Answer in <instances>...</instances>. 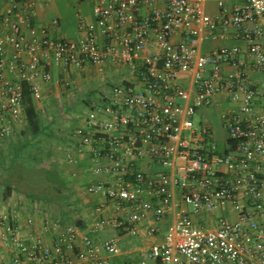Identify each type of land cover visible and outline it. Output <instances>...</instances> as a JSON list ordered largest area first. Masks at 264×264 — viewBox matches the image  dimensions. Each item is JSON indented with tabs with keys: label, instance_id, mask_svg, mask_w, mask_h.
Returning <instances> with one entry per match:
<instances>
[{
	"label": "built area",
	"instance_id": "obj_1",
	"mask_svg": "<svg viewBox=\"0 0 264 264\" xmlns=\"http://www.w3.org/2000/svg\"><path fill=\"white\" fill-rule=\"evenodd\" d=\"M40 1L0 0V140L22 134L25 90L41 99L53 70L126 67L130 78L89 109L79 132L100 174L87 191L124 214L91 228L136 236L149 224L157 235L170 217L163 239L132 264H264L263 91L249 79L264 73V0H239L232 10L224 0H104L94 19L80 18L75 39L52 34L59 17L38 21ZM209 2L219 14L207 12ZM207 38L237 43L206 53ZM223 99L234 144L220 151L206 121L194 117ZM19 216L13 207L0 217V242L18 250L0 264H110L106 255L123 253L114 238L98 245L58 221H50L52 245L25 242L13 223Z\"/></svg>",
	"mask_w": 264,
	"mask_h": 264
},
{
	"label": "crops",
	"instance_id": "obj_2",
	"mask_svg": "<svg viewBox=\"0 0 264 264\" xmlns=\"http://www.w3.org/2000/svg\"><path fill=\"white\" fill-rule=\"evenodd\" d=\"M94 1L98 3L103 2L104 0ZM224 2L228 9L232 10V8L239 2V0H224ZM206 10L208 13L216 15L219 14L220 7L216 2H209L206 4ZM56 17H59L60 25L58 29L52 28V34L56 36H62L67 39H75L76 36H68L64 34L62 29L60 30L62 19L58 14L56 0H41L38 5V21L42 24H49L51 20ZM88 19H94V15L92 18L90 17ZM100 39L102 40L101 37ZM176 40H178V38H176ZM205 41H213L215 43L213 45H204ZM236 43L237 41L234 39L216 40L207 38L202 41V50L207 53L223 46H233ZM104 67H109V69L115 67L116 71L118 72H121L123 70V68L119 69L118 66H115L113 64H86L80 69H73L68 73H62L61 71L55 69L52 71L51 79L46 84L43 93L45 92L46 95L50 93V98L59 97V99L63 98L66 101L69 100L68 102L80 100L86 104L88 109L94 108L96 104H99L95 103V87H93L92 85V83L95 84V70L102 72ZM251 75L252 73H250L249 76L250 81L258 82L257 80H253L252 78H250ZM128 78L130 77H126L124 79ZM61 87L64 92L65 89L67 90L65 92V95L59 93V89H61ZM111 87L110 89L106 90V92L104 91L102 93V100L100 99L101 102L104 100V95L111 90ZM35 101L37 100L35 99ZM221 101L222 103L220 105L215 106H227V102L225 99ZM257 102L259 109L264 110V96ZM76 125V130L73 132L70 138L64 140V137H61L60 133V137L59 139H57V145L54 146L57 151L62 153V156H60L58 161L60 162L59 165L61 167L62 173L68 180V185L63 196L66 199H75V202L70 203V207L68 209H65L68 211L63 212L67 213V218L63 220L64 222H61V224L63 226L76 225L82 233L90 232V235L93 237V239H95L98 245H100V243L106 238H114L118 241L119 244L120 242L124 243V246H122L123 253L118 256L106 255L101 249V254L107 256L110 264H132L134 262H138L142 258L144 250L149 246L151 242L160 241L163 239L164 234L171 222V218L168 217L164 221L158 223L160 232L157 235H150L148 233V229L150 227L149 224L144 225L140 233L136 236H131L126 233L122 234L110 227L103 228L102 230H93L91 227L93 223H95L99 218H113L116 216L123 217L124 214L123 210H115L112 203L108 201L105 196L99 193H89L87 191L88 186L91 183L95 182V180L100 177V174L95 171L96 164L92 158V151L90 150V147L81 144L79 132L86 126L85 118H83L82 120H77ZM23 130L21 132L22 134H18L15 138L4 141L0 140V145L4 144L11 149L10 145L12 144V141L21 138V136L23 135ZM2 152L3 151H1V153ZM1 153L0 165L3 162ZM69 157L73 158L75 161L70 162ZM0 173H2V168H0ZM0 180L2 182L1 178ZM16 192L20 193L17 190H12L11 194L6 197V189L3 193H1L0 191V217L2 216V213L10 212L11 208L13 207L19 209V219L13 220V223L18 227L20 235L25 240V242H30L32 239H37L42 241L44 245H52V240L54 237H57V235L55 231L48 229L43 222L41 223V219L39 216H41V212L44 210H39L37 204L38 201L41 200H35L34 202H32L34 206L29 202L27 209L23 210V206H19L17 204V200H15ZM103 204L105 205V207L99 209V207ZM78 220H81L79 225H77ZM4 232V227L0 226V234ZM16 250L17 249H15L12 245L0 242V258L5 262H8L15 255V253H18V250L17 252ZM69 253L72 257L76 256L75 249L70 250Z\"/></svg>",
	"mask_w": 264,
	"mask_h": 264
},
{
	"label": "rangeland",
	"instance_id": "obj_3",
	"mask_svg": "<svg viewBox=\"0 0 264 264\" xmlns=\"http://www.w3.org/2000/svg\"><path fill=\"white\" fill-rule=\"evenodd\" d=\"M96 4L97 3L94 0H87L82 2L77 0H56L58 14L62 19L60 30L62 29L64 34L68 36H77L80 18H92L94 15V7L96 6ZM214 43L215 42L213 41H205L204 45H213ZM122 68L123 70L121 72L116 71L115 67L112 69H109V67H104L102 72L95 70V84L92 83L93 87H95V103L101 102L102 93L110 89L112 85L122 81L125 76L130 77L129 73L125 69L126 67ZM250 78H252L253 80H257L260 83L263 93L259 99H262V97L264 96V73L260 71H254ZM66 91L67 90L65 89V92ZM65 92L63 91L62 87L61 89H59V93L65 95ZM49 95L50 93L46 95L44 92L42 98L38 99L36 102L37 108L41 113L42 122L46 126V129H51V133L46 136V138L42 137V141L36 144V146L29 148V150H25L26 153L43 157L42 160L36 159L34 161V163L36 162L39 166H42V164L49 165L50 162L54 163L60 158V156H62V153L54 148V146L57 145L56 143L57 139H59L60 137V133L61 137H64V140L70 138L73 132L76 130L75 128L77 127V120H82L83 118H85L89 111L86 104L80 100L68 102L69 100L66 101L63 98H60V100L59 97L50 98ZM224 108L225 106H211L208 108H204L201 109L199 113L194 117V121L196 124L200 123L202 119L206 121V123L212 130L213 140L217 144L220 151H223L225 149L228 139V134L224 128L222 120V110ZM47 131L49 132L50 130ZM22 138H24L23 135L21 136V139ZM9 149L10 148H8L4 144L0 145V153L1 151L7 153ZM28 158L29 155L24 157V159ZM1 167L2 166L0 165V168ZM58 170L61 174H63L60 167H58ZM4 190L5 185L0 180L1 193H3ZM15 196L17 204L19 206H23V210L27 209L29 202L33 205V203L26 195H24V193L16 192ZM74 200L75 199L73 198H63L58 203L38 201V209L44 210L41 212V216H39L41 219V223L43 222L48 229L53 230L50 226V221H58L60 223L64 222L63 220L67 218V213L63 212L68 211L65 209H68L70 207L69 204L74 203ZM120 244L121 247L124 246V243L120 242Z\"/></svg>",
	"mask_w": 264,
	"mask_h": 264
},
{
	"label": "trees",
	"instance_id": "obj_4",
	"mask_svg": "<svg viewBox=\"0 0 264 264\" xmlns=\"http://www.w3.org/2000/svg\"><path fill=\"white\" fill-rule=\"evenodd\" d=\"M24 100L27 115L23 130L24 138L12 141L11 149L7 153H1L3 162L0 178L5 185L6 197L12 190H17L24 193L31 202L41 200L58 203L64 198L68 180L58 170L60 167L58 160L50 162L49 165L39 166L34 161L42 160L43 157L25 152L40 143L42 137L46 138L51 130L49 132L46 130L36 101L28 89L25 90ZM228 144H234V141L229 139ZM26 154L29 155L28 159H24Z\"/></svg>",
	"mask_w": 264,
	"mask_h": 264
},
{
	"label": "water",
	"instance_id": "obj_5",
	"mask_svg": "<svg viewBox=\"0 0 264 264\" xmlns=\"http://www.w3.org/2000/svg\"><path fill=\"white\" fill-rule=\"evenodd\" d=\"M80 222H81V220H78V221H77V225H79V224H80Z\"/></svg>",
	"mask_w": 264,
	"mask_h": 264
}]
</instances>
